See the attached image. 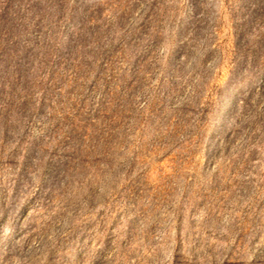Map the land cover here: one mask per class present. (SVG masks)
Here are the masks:
<instances>
[{"label": "rangeland", "instance_id": "rangeland-1", "mask_svg": "<svg viewBox=\"0 0 264 264\" xmlns=\"http://www.w3.org/2000/svg\"><path fill=\"white\" fill-rule=\"evenodd\" d=\"M0 264H264V0H0Z\"/></svg>", "mask_w": 264, "mask_h": 264}]
</instances>
